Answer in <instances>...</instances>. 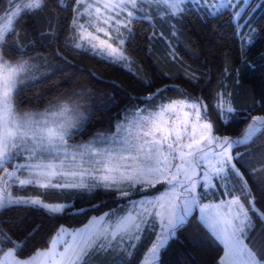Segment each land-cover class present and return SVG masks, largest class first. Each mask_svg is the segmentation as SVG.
<instances>
[{"label": "snow or ice", "instance_id": "snow-or-ice-1", "mask_svg": "<svg viewBox=\"0 0 264 264\" xmlns=\"http://www.w3.org/2000/svg\"><path fill=\"white\" fill-rule=\"evenodd\" d=\"M4 4L0 214L28 208L49 217L63 215L70 206L49 198L68 192L113 193L119 203L80 228L61 225L38 248L29 247L38 228L20 238L0 221V264H131L141 246L144 251L137 264H160L161 253L192 220L222 246L217 264H264V211L257 207L249 182L264 193V151L253 148L264 135V114L246 117L249 122L239 136H222L208 119L209 105L202 98L185 96L137 107L114 125L111 135L98 133L87 143L70 144L88 120L81 111L85 91L67 94L42 111H19L23 87L39 79L37 69L45 60L33 58L31 52L37 42L56 40L57 9L66 10L68 4L66 0H4ZM241 4L248 6L249 0H73L67 40L75 49L131 70L128 49L136 38L134 26L147 24L149 54L155 42L163 41L166 57L177 60L174 41L180 40L189 12L199 9L204 15L198 18L228 16L240 45V64L254 69L246 50L264 31V23L258 28L245 18L250 13L242 16ZM260 7L256 3L252 11ZM27 18L46 25L36 29L38 39L22 41V33L30 35L22 24ZM234 71L239 83L241 68ZM188 78L199 79L194 74ZM222 89L215 93L212 108L227 125L237 109L232 93ZM157 93L144 99L151 101ZM29 191L38 194H25ZM71 207L82 215L99 205Z\"/></svg>", "mask_w": 264, "mask_h": 264}, {"label": "trees", "instance_id": "trees-1", "mask_svg": "<svg viewBox=\"0 0 264 264\" xmlns=\"http://www.w3.org/2000/svg\"><path fill=\"white\" fill-rule=\"evenodd\" d=\"M66 3V10L57 9L59 33L56 40L43 45L37 42L35 51L31 52L33 58L43 57L45 60L37 69L39 79L23 87L19 96V111H42L67 94L85 91L87 94L82 100L81 111L88 120L84 130L71 141L85 142L98 133H113L114 125L129 109L145 108L185 96L192 100L202 98L209 105L208 119L213 122L216 133L222 136H239L249 122L246 117L264 114V31L257 34L254 43L246 50L247 59L254 65V69H250L240 64V45L232 35L235 29L227 15L198 18L204 15L199 9L190 11L183 21L180 40L174 41L179 53L177 60L166 57L167 46L163 41L155 42L149 54L146 37L150 29L147 24L135 25L136 38L128 49L133 59L129 70L72 47L67 37L70 35L73 0ZM256 3L261 7L253 12ZM5 6L4 0H0V11ZM226 11L231 12V9ZM246 13L250 15L245 16ZM243 16H250L259 28L264 23V0H252ZM22 24L30 34L26 37L22 33V41L38 39L36 29L46 27L31 18L25 19ZM57 50L59 56L56 55ZM237 68H241L239 83H236L234 71ZM225 69H228L227 75ZM188 74H194L199 79L190 80ZM222 86L232 93V103L237 109L235 118L227 125L217 119L212 108L215 93L223 90ZM159 89L164 91L157 93ZM151 93L157 95L151 101L144 99ZM253 148L264 151V135L259 137ZM249 182L258 199L257 207L264 211V193L251 179ZM25 194L38 193L29 191ZM49 202H66L70 207L63 215L55 217L28 208H13L0 214V221L5 222L10 232L20 238L38 228L29 241V247L38 248L61 225L70 229L81 227L90 217L114 209L119 203L115 194L103 191L93 194L68 192L58 198L50 197ZM72 205L84 209H92L93 205L99 207L81 215L75 214ZM195 215L198 216V212ZM259 228L257 221V230ZM143 251L144 246H141L131 264H137ZM222 251V246L211 238L207 230L198 227L192 220L161 253L160 264H217Z\"/></svg>", "mask_w": 264, "mask_h": 264}, {"label": "rangeland", "instance_id": "rangeland-1", "mask_svg": "<svg viewBox=\"0 0 264 264\" xmlns=\"http://www.w3.org/2000/svg\"><path fill=\"white\" fill-rule=\"evenodd\" d=\"M66 2H67V0H66ZM251 2H252V0H249V5L248 6H245V5H243V4H241V6L242 7H244V12L242 13V16H243V14L246 12V10H247V8L250 6V4H251ZM246 19H250V16H248V17H246ZM124 67V66H123ZM124 68H126V69H128L127 67H124ZM134 109H129V110H127L126 112H124V114H123V117H122V119L125 117V114L127 113V114H131V112L133 111ZM121 119V120H122ZM121 120H119V121H121ZM118 121V122H119ZM246 127V126H245ZM115 131V130H114ZM112 134V133H111ZM111 134H105V135H111ZM96 136V135H95ZM95 136H93L92 138H90L88 141H85V142H73V141H70V144H73V145H76V144H81V143H87V142H89L90 140H92ZM235 137H237V136H235ZM234 137V138H235ZM136 199H139V198H136ZM82 227V226H81ZM78 228H80V227H78ZM70 229V228H69ZM75 229V228H74Z\"/></svg>", "mask_w": 264, "mask_h": 264}]
</instances>
